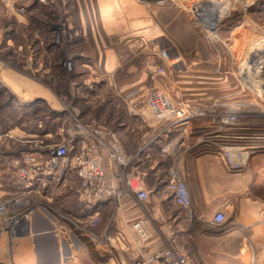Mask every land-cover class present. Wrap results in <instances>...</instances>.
I'll return each mask as SVG.
<instances>
[{
    "label": "rangeland",
    "instance_id": "374dc122",
    "mask_svg": "<svg viewBox=\"0 0 264 264\" xmlns=\"http://www.w3.org/2000/svg\"><path fill=\"white\" fill-rule=\"evenodd\" d=\"M136 1L145 7L155 32L141 37L138 46L143 66L154 65L151 80L143 87L144 99L149 88H158L183 106L187 115L185 124L178 125L181 127L169 122L146 127L126 118L128 127L142 134L139 152L158 143L153 153L166 182L171 173L183 175L182 161L196 153L222 151L228 166L239 172L247 167L249 158L264 157V0ZM92 3L96 1L16 0L13 8L18 14L24 10L27 14L22 16H27L28 5L35 10L31 19L20 22L0 14V63L48 90L47 97L22 102L0 83V154L14 152L17 170L29 160L25 161L23 153L47 152L51 146L70 142L60 138V126L69 136L92 129L89 118L94 110L90 108L98 100L122 102L102 89L105 77L101 67L83 55L93 52L94 45L106 37ZM8 7L0 1V9ZM157 36L170 42L179 67L156 71L163 67L150 43ZM76 41L79 45H69ZM113 44L118 45L115 38ZM95 77H99L97 82ZM98 94L100 99H96ZM0 162L2 165L5 160ZM260 209L263 211L262 206ZM186 212L172 211L175 220L165 227L152 217L150 224L163 243L161 247L172 243L187 255L190 264H264L261 213L250 227L251 236L231 240L240 243V254L225 253L227 256L219 261L208 253L203 239L231 231V225L223 226L225 214L216 220L214 213L211 220L215 224L196 221L191 227L182 226L174 243L170 235L180 228ZM245 254L251 255L250 262L238 257ZM140 259L130 258L132 264Z\"/></svg>",
    "mask_w": 264,
    "mask_h": 264
},
{
    "label": "crops",
    "instance_id": "0c3cea01",
    "mask_svg": "<svg viewBox=\"0 0 264 264\" xmlns=\"http://www.w3.org/2000/svg\"><path fill=\"white\" fill-rule=\"evenodd\" d=\"M0 1L9 5L1 8L0 14H9L20 22L31 19L35 13L28 5L29 14L22 16L13 8L16 0ZM95 1L92 8L99 14L106 37L94 45L93 52H83V55L95 67H101L105 77L102 89L122 102L98 100L90 108V111L94 110L89 118L92 129L79 130L75 136L73 133L69 136L60 126V138L71 139L75 152L82 145L95 142L104 156L107 144L118 142L131 157L125 170L126 177L136 187L146 190L149 197L138 200L134 192L124 189L123 179H110V184L119 190V206L116 207L110 198L85 199L78 191L79 181L75 173L67 170L59 174L52 170L54 168L50 169L46 151L23 153L25 161L28 157L29 160L22 167L30 168L33 174L28 181L21 183L14 152L0 154V159L5 160L2 165L0 162V198L11 200L8 214L0 220V264H132L131 257L142 258L163 244L150 224L151 219L165 227L166 223L175 220L172 211L177 209L187 212L180 228L172 231V242L175 243L182 226L191 227L196 221L215 224L211 216L220 211L226 218L223 226L231 225L232 228L217 237L205 236L203 241L207 251L219 261L227 256L225 253H238L240 243L231 240L251 236L250 227L256 224L260 213L264 217V157L256 155L249 158L247 167L239 172L228 166L222 151L185 156L180 171L189 187L191 205L183 208L174 204L166 181L160 176V161L154 157L153 151L159 147L158 143L150 144L139 152L142 134L137 130L134 132L125 121L130 117L146 127L157 123L146 106L143 93V87L151 80L154 65L144 67L138 57L142 55L138 50L140 38L144 39L143 36L154 29L149 26L145 7L136 0ZM87 12L90 13L89 7ZM80 14L83 11L80 10ZM82 24L85 25L84 22ZM90 24L93 27L92 22H88ZM114 38L117 46L113 44ZM69 45L79 44L76 41ZM98 79L95 77V82ZM0 83L22 102L36 96H48V90L42 84L1 63ZM98 98L100 94L96 95ZM15 130H19L18 127ZM103 167L108 175L117 169L106 159ZM260 206L263 211H260ZM89 214L101 216L95 231H107L113 237L112 244L97 242L81 231L80 222ZM137 219L148 222L151 237L145 243L138 242L131 230L132 222ZM238 257L246 262L251 255Z\"/></svg>",
    "mask_w": 264,
    "mask_h": 264
},
{
    "label": "built area",
    "instance_id": "2783aa9c",
    "mask_svg": "<svg viewBox=\"0 0 264 264\" xmlns=\"http://www.w3.org/2000/svg\"><path fill=\"white\" fill-rule=\"evenodd\" d=\"M26 14V11H20V15ZM150 43L155 49L154 55L163 63V67L158 66L156 71L163 73L167 66L173 68L178 66V57L173 53L169 41L157 36L152 38ZM145 103L158 123L169 122L173 125H182L186 122L185 108L176 105L158 88L151 87L147 90ZM167 147L168 145L163 148V151H166ZM75 150L72 141L51 146L47 151L48 163L50 169L54 168L52 170L58 171L59 174H63L67 170L73 171L79 181L78 191L85 199L97 201L110 198L116 207L119 206V190L110 184V179H123L124 189L134 192L138 200L148 199V192L136 187L132 180L126 177L125 170L131 157L118 142L112 141L107 144L105 156L99 151V147L95 142L82 145L79 151L75 152ZM104 159L117 166V169L111 175H108L104 170ZM32 174L33 172L28 167H20L17 171L21 183L28 181ZM166 187L174 204L183 208L191 205L189 187L183 175L171 173V178L166 182ZM10 202L9 199L0 198V220L8 214ZM222 217V212L219 211L215 213L213 219L220 218L222 220ZM100 222V215L89 214L82 218L79 227L83 233L93 240L110 245L113 237L107 231L103 233L95 231ZM147 225L148 222L145 219H137L131 224V230L140 243L147 242L151 237ZM137 264H190V261L184 252L169 243L167 246L143 256Z\"/></svg>",
    "mask_w": 264,
    "mask_h": 264
}]
</instances>
